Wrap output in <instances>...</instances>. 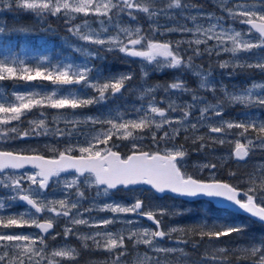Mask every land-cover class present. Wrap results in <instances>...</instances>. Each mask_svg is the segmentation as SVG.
<instances>
[{
	"label": "snow or ice",
	"instance_id": "1",
	"mask_svg": "<svg viewBox=\"0 0 264 264\" xmlns=\"http://www.w3.org/2000/svg\"><path fill=\"white\" fill-rule=\"evenodd\" d=\"M0 3L7 9L15 6L37 15L64 18L73 36L85 45L97 46L95 51L83 46L75 48L86 59L98 57L104 51L119 52L146 62L141 68L145 78L141 98L146 100L147 105L135 109L137 116L134 119H124L122 115L115 118L83 116L76 110L123 94L128 82L134 78L133 73L104 76L87 62L58 64L49 69L31 67L24 60L17 61L15 58L10 62L6 58L0 59V81H48L58 89L79 86L81 91L91 89L97 94L85 96L69 92L64 95L58 94L56 90L13 91L11 95L14 100L9 101L4 97V102H0V141L48 135L45 118L28 121L27 129L13 125V122L23 123L22 118L33 109L40 110L41 117H45L44 109L57 110L58 115L53 120L72 126L68 132L56 129L55 134L62 137L72 136L73 131L81 125H101L99 130L95 127L90 130L82 145L68 144L63 150L48 148L54 153L50 157L37 149L0 148V187L13 193L0 199V210L11 206L10 203L6 205L5 200L23 202L28 206L22 212L0 215V264H61L65 260L76 261L81 249L106 253L107 257L100 264H233V259L235 264H264V238L249 237L246 244L232 247L212 243L222 238L231 240L234 234L242 238L247 231L243 224L213 222L165 229L158 217L169 214V211L165 208L145 210L144 202L139 198L129 205L115 201L98 205L93 198L90 206H83V202L88 199V189H94L96 197H108L121 187L127 189L130 186L147 185L160 194L172 193L190 198L202 196L218 202L226 201L227 206L264 224V164L232 182L216 177V163H203L199 169L210 170V178L203 179L185 170L184 162L189 149L183 143H175L183 135L185 141L190 140L192 145H198L192 149L196 152L228 143L232 145L229 158L246 163L254 149H264V120L257 122L247 117L236 121L224 120V107L228 103L264 109V83L254 82L251 87L238 93L222 87L220 91L225 99L217 100L216 103H209L205 97L198 95V89L188 88L180 79L162 86L147 84V65H152L153 71L190 70L194 67V58L203 55L201 45L205 46L204 52L208 55L213 52L217 56L221 53L231 54L230 60L219 62L218 66L222 69H258L264 72V0H217V9L226 16L199 10L197 15L189 14L187 17L184 16L185 11L197 5L186 0H0ZM141 16L149 22L147 30L140 24ZM162 16L168 20L180 16L194 22L199 16L209 23L207 27L196 23L189 28L177 22L176 26L165 27L158 23ZM125 18L135 23L126 24ZM78 19L80 22L76 23ZM225 19L246 27L240 30L231 25L225 27ZM97 22L98 29L92 26ZM3 31L0 28V32ZM172 32L190 33L195 38L175 44L154 38L157 34ZM210 41L214 43L210 45ZM184 43H187V51L191 55L181 51ZM195 75L200 77L199 89L215 94L217 89L209 82L210 71H197ZM158 90L166 94L191 93L192 102L178 104L169 99L167 106H163L164 99L157 101L154 95ZM61 110L72 111L65 114ZM195 111L199 112L198 117L194 116ZM172 113H179V116L173 117ZM214 117L221 119L213 122ZM193 119L195 122H192ZM201 128L207 131L201 134ZM233 129L240 131L234 133ZM229 136L239 138L230 140ZM146 137L151 139L155 150H146L139 143ZM117 140L129 142L127 153L119 151ZM162 142L165 145L163 148ZM28 167L33 171H20ZM62 173L74 175L61 182L59 178ZM228 175L235 178L237 173L229 171ZM49 191H61L64 195L61 198H49ZM93 211L110 212L113 216L100 219L85 216ZM118 214L146 217L154 227H137L133 220H124L122 223L131 227L119 231L109 230V226L117 222L115 217ZM59 218L65 220L62 233L64 240L74 236L80 241L79 249L68 243L49 248L48 238L56 240L61 235L53 231ZM81 226L95 230L81 232ZM24 228H35L39 232L13 231ZM174 234L175 243L185 247L161 246L160 241L172 239ZM205 239L209 242L211 253L206 251L193 260L186 247L191 244L195 252ZM140 246H144L143 253L137 251ZM149 251L162 253L163 258L149 255Z\"/></svg>",
	"mask_w": 264,
	"mask_h": 264
},
{
	"label": "rangeland",
	"instance_id": "2",
	"mask_svg": "<svg viewBox=\"0 0 264 264\" xmlns=\"http://www.w3.org/2000/svg\"><path fill=\"white\" fill-rule=\"evenodd\" d=\"M187 1V0H186ZM201 4H197L196 8L188 9L185 11L184 16L187 17L189 14L197 15L199 10H202L205 13H212L214 15H225L221 13L217 7L216 3L217 0H201ZM204 4H207L208 7H205ZM23 15L26 14L27 16L31 17L33 22L37 24L39 27L38 33H36L34 38H28L30 35L25 37L22 35L18 40L16 38H7L4 37L3 32H0V59H7L9 62L15 58L17 61L24 60L26 64L31 67L41 66L47 67L51 69L55 65H62L64 63H76L82 64L87 62L89 66H94L96 69L100 70L104 76L109 75H117L120 73H112L111 68H109V72L102 68V67H110L113 63L111 55H116L117 57L123 62H130V65H133L134 68L131 71L134 75L133 80L128 82L127 90L123 92V94H117L116 96H110L107 101L101 102L99 104H94L92 106L78 109L76 112L83 116H96L100 118H115L118 115H122L124 119H134L137 116L135 109L140 108L142 105L145 107L146 100L141 98V88L145 86V78L141 72V68L146 65V62L142 61L139 58L129 59V57L125 56L119 52H104L101 51L98 57H91L85 58L81 53L76 52L75 48L83 46L89 50L95 51L97 46L95 45H85L83 41H79L75 36H73L68 31V25L65 23L64 18L62 17H54L48 14L37 15L33 12L24 11L22 9H18L13 6L12 9H7L0 3V28L5 29V15ZM141 19L143 17L141 16ZM144 20V19H143ZM80 20L78 19L76 23H79ZM91 22V19H90ZM126 24H134L135 22L131 21L130 19L125 18L124 21ZM147 22V21H146ZM177 22L181 25H186L189 28L195 26L196 23L203 24L205 27L208 25V21L200 18L194 22L191 19L181 18L177 16L174 20H168L163 16L158 19V23L165 27H173L176 26ZM213 23L215 21H212ZM147 26H143L148 28ZM225 27L231 25L232 27L240 30L246 26L240 25L238 23H233L231 20L225 19L223 21ZM92 26L94 28H99V23H93ZM44 27V28H43ZM163 30V29H162ZM34 33V31H33ZM24 34V33H23ZM159 35V34H157ZM157 35L154 37L156 39ZM160 37L164 38V41H171L175 44L177 41H188L194 39L195 37L190 33H181V32H172V33H165L164 35H159ZM4 37V38H3ZM27 38V39H26ZM54 38H57L54 40ZM53 39V40H52ZM214 41H210L209 44H213ZM184 46L187 43L182 44ZM195 47V45H193ZM201 51L203 55L200 57L194 58V67L192 69H185L188 71V74L191 75V85L188 87L190 89H198V95L205 97L209 103H216L217 100H223L224 94L220 89L226 88L229 92H239L244 88L251 87L252 83H264V72H261L258 69H250L254 72L253 75L248 74V70H236L233 71L232 68H220L219 62L230 60L231 54L228 53H221L217 56L214 52L212 55H208L207 52H204V45H201ZM190 55L191 52L189 51ZM243 55V54H242ZM251 62V61H250ZM102 66V67H101ZM113 66V65H112ZM147 69L149 72V76L147 78V84L152 85L149 83L148 79L152 75H161L164 72L170 76V82L177 80L180 78L181 69H164L163 71H153L152 65H147ZM137 71V73L135 72ZM200 71L203 73L211 72L209 76V82L215 85L217 91L213 94L211 91H206L204 89H199L200 77L195 75V72ZM127 73V72H124ZM95 75V72L93 73ZM155 86V85H153ZM56 90L58 94L67 95L69 92L78 94V95H85V96H95L97 95L91 89H86L81 91L79 86H72L70 88L58 89L55 86L51 85L48 81H33V82H24V81H0V102H4V97H7L9 101L14 100L11 93L13 91L17 92H27V91H41V92H51ZM259 91V90H257ZM156 96L157 101H160L162 98L164 99V105L167 106L169 99L175 100L178 104H182L184 102H192L191 101V93H181L176 94L173 93H164L162 90H158L154 93ZM45 117H41L40 110L33 109L31 113H28L27 116L23 119V123L13 122V125L19 126L22 129H27L29 127L28 121L34 119L45 118L46 123L49 128L48 135H41V136H30L21 140H8V141H0V148H6L9 150H21V149H37L40 151L41 154L50 155L51 151L48 148L55 147L59 150H63L68 144H72L74 146H79L84 144L87 134L90 130L95 127L97 130L101 128V125H81L78 130L73 131L72 136H59L55 134L57 128L63 129L65 132L71 130V125H65L63 121L55 122L53 117L58 115V111L54 109H44ZM65 114H70L72 110H61ZM173 117L179 116V113H172ZM194 116L198 117L199 112L195 111ZM255 119L257 122L264 120V109L259 107H251L245 108L243 105H232V104H225L224 107V116L222 119L224 120H243L245 118ZM221 118L214 117L213 122H216ZM195 122V119L192 120ZM107 127V125H104ZM207 131L206 128H201L200 133L203 134ZM240 130L233 129L232 132H238ZM239 137L237 136H229L228 139L234 140ZM115 139V138H114ZM117 144L120 145L119 149L126 150V152L130 149V144L128 141H116ZM146 150L152 149L155 150V145L152 143L151 139L146 137L143 141H139ZM176 144L183 143L185 147L189 149V155L186 157L184 162L185 170L188 171L190 174L196 175L203 179L210 178V170H203L199 169V165L203 163H216L218 168L215 170L216 177L218 179L226 178L228 176L229 171H235L237 176L234 178V182L238 181L240 178L246 176V174L253 172L258 166L264 164V157H257L264 152V149H254L251 156L248 158L247 162L236 163L233 161L234 159L229 158V153L232 149V145L226 143L224 145H215L212 148H206L203 152H196L192 151L194 147H198V145H192L191 141H185L183 135L178 137L175 141ZM47 146V147H46ZM165 145L163 142L161 143V148ZM171 146V145H169ZM78 154V153H76ZM54 155V154H51ZM235 162V163H232ZM232 164V166L229 165ZM228 164V165H227ZM72 175H65L61 174L59 178L61 182L65 179H71ZM55 179V178H54ZM26 183V182H25ZM53 187H56L53 184ZM49 198H61L63 197L64 193L61 191H49L48 193ZM88 199L83 202L84 207L90 206L92 203L93 198H95V203L98 205H102L104 203H111V202H119L125 205H129L135 202L137 198L141 199L144 202L145 210L149 209H156V208H165L169 211V214L158 217L162 221V226L167 229L171 226H185L191 227V225H187L185 221L182 219H178L180 215L185 214L187 212L192 211L191 206L188 203L181 202V199L170 200H159L153 196L151 193H144L142 190H114L110 196L105 197L103 195L96 197V192L94 189H88L87 192ZM13 195L10 190H6L0 187V199L5 198L7 196ZM14 204V202L7 201L6 204ZM207 206L206 203L200 202L198 205L194 206L193 212L198 210H206ZM172 213H177L173 215ZM14 214V213H10ZM0 215H9L4 213V209L0 210ZM86 217H94L96 219L100 218H110L113 216L110 212H99L93 211L92 213H86ZM116 223L109 226V230L112 231H119L125 229L126 227H131V225H125L122 223L124 220H133L136 223L137 227H150L147 224H144L137 218L135 215H121L118 214L116 217ZM178 219V220H177ZM213 222L217 223H225V224H244L242 220L229 221V217L226 213H215L211 215V219L209 220L208 224H212ZM248 223V222H247ZM65 226L64 218H59L58 223L55 226L54 233H61L60 236L57 237L56 240H52L50 237L48 238V245L49 248H56L60 247L65 243H68L70 246L75 248H80V241H78L74 236L68 238L67 241L63 238V229ZM95 229H88L86 227L81 226V232H89L94 231ZM103 231L104 229H99ZM17 232H24V233H38L36 229L32 228H24ZM234 236H236L234 234ZM257 238H264V235L258 236ZM234 239V238H233ZM244 236L236 242H231L229 244L221 243L213 241L212 243L216 244L217 246L223 247H232L234 245H244L247 243V240H243ZM222 240V239H221ZM207 243L206 247L209 249V242L206 240ZM76 243V244H75ZM161 246L164 247H185L184 245L180 244L177 245L175 243V234L172 239H165L160 241ZM191 245V244H190ZM129 247L131 248V244L129 243ZM186 249L193 250L192 245L187 246ZM144 246H140L137 251L140 253L144 252ZM83 251L82 256L84 257L85 264H100L103 261L107 254L104 252H89L81 249ZM212 251V250H211ZM211 251L209 253H211ZM86 252V253H85ZM81 254L79 257H81ZM149 255L156 256L159 255L163 258V254L152 253L149 251ZM78 257V259H79ZM171 259V257H169ZM78 259L76 260L78 262ZM193 259V258H192ZM195 260V259H193ZM76 261H62L61 264H75ZM233 264H235V260L233 259Z\"/></svg>",
	"mask_w": 264,
	"mask_h": 264
},
{
	"label": "trees",
	"instance_id": "3",
	"mask_svg": "<svg viewBox=\"0 0 264 264\" xmlns=\"http://www.w3.org/2000/svg\"><path fill=\"white\" fill-rule=\"evenodd\" d=\"M186 2L201 4L200 3L201 0H187ZM204 6L208 7L207 4H204ZM143 22H145V20L140 19V24L145 25ZM38 28L39 27L37 26V24H35L33 22L32 18L27 16L26 14L18 15V16L8 14V15H5V29L3 31V35H5L4 37H7V38H13L14 37L17 40L22 35H24L25 37H27V35H30L28 38L32 39L35 37L34 35L36 33H38V31H39ZM145 30H147L146 27H145ZM33 31H34V33H33ZM56 39L57 38H54V40H56ZM156 39H157V37H156ZM111 56L114 57V58H111L113 60V63H111L113 66L112 65L110 67H102L101 66L102 68L106 69L108 72L110 71L109 68L112 69L111 70L112 73H124V72L131 71L134 68L133 65H130L131 64L130 62L121 61L117 57V54L116 55L112 54ZM135 72L137 73L136 70H135ZM248 74L254 76V72H252L251 70H248ZM169 81H171L170 76H168L167 74L166 75L164 74V75L159 76V77L156 75H152L149 78V82L152 85H161L162 86L166 83H169ZM120 151H121V153H127L126 150L120 149ZM46 155H47V153H46ZM257 157H264V152H261V154L258 155ZM232 163H234V162L232 161ZM229 165L232 166L231 163H229ZM222 179L223 180H230V181L234 182L233 177H231V178L226 177V178H222ZM162 200H167L169 202L171 199L170 198H162ZM180 201L184 202L182 200H180ZM188 204L192 207L191 208L192 211L187 212L185 214H182L178 218V219H182V221H185L187 223V225L195 226V225L202 224V223H208L209 220L211 219L212 214L219 213V211L214 209L211 205L207 206L206 210L200 209L196 212H193V211H195V210H193L194 206L198 205V203L195 202V203H188ZM237 218H239V217H236L235 219L234 218L231 219L229 217V221H231V220L236 221ZM242 221L244 223L243 225H246V227H247V231L244 233V239L243 240H248L249 237H258V236L264 235V226H262L258 223H254V222L250 223L244 218L242 219ZM238 239H240V238L233 235L231 240L229 238H222L221 241H222V243L229 244L231 242H236V240H238ZM221 241H219V242L221 243ZM205 243H207L206 239L204 241H201L199 249L195 252L193 250H190V249H186V250L192 254L193 259H197L199 255H202L206 251L210 252L212 250L211 247L208 249L206 247ZM189 246H191V245L189 244ZM81 253L83 254V251H81ZM82 254H81V257H79L78 262L76 261L75 264H85L84 263V257L82 256Z\"/></svg>",
	"mask_w": 264,
	"mask_h": 264
},
{
	"label": "water",
	"instance_id": "4",
	"mask_svg": "<svg viewBox=\"0 0 264 264\" xmlns=\"http://www.w3.org/2000/svg\"><path fill=\"white\" fill-rule=\"evenodd\" d=\"M26 169H31L30 167L26 168ZM25 169V170H26ZM22 171V170H20ZM67 174H74V173H67ZM122 188V187H121ZM125 189V188H123ZM129 189H144V190H148V191H152L157 197H163V196H171L172 198H177V197H180V196H177L175 194H172V193H164V194H160V193H156L153 189L150 188V186H147V185H135V186H130L129 188H127L126 190H129ZM182 197V196H181ZM183 199L187 200V201H196V200H206L208 202H211L213 204L214 207L216 208H219V209H224V210H228L230 212H233V213H236V214H240L242 216H245L249 219H251L252 221H254L252 218L248 217L246 214L242 213V212H238L234 207H229L227 206L228 205V202L226 201H217L215 199H212V198H207V197H194V198H190V197H182ZM21 205H24V206H27L25 205L23 202H20ZM34 211V210H33ZM138 218H140L141 220L145 221L147 224L151 225L154 227V225L152 224L151 221H148L146 219V217H143V216H137ZM255 222V221H254ZM258 223V222H257ZM264 225V224H262ZM38 230V229H37ZM39 232V230H38Z\"/></svg>",
	"mask_w": 264,
	"mask_h": 264
},
{
	"label": "flooded vegetation",
	"instance_id": "5",
	"mask_svg": "<svg viewBox=\"0 0 264 264\" xmlns=\"http://www.w3.org/2000/svg\"><path fill=\"white\" fill-rule=\"evenodd\" d=\"M163 40V39H162ZM164 41V40H163ZM188 50V45H186V46H184V45H181V51L182 52H184V51H187ZM187 54L188 55H190V53H189V51H187ZM129 59H135V58H131V57H129ZM166 75L167 74V72H164V73H162L161 75H157V74H155L156 76H162V75ZM168 75V74H167ZM179 75H181L180 76V80H183L185 83H186V85H187V87H189L190 85H191V75L190 74H188V71L186 70V72H185V69H181V74H179ZM169 76V75H168ZM151 77V76H150ZM149 77V78H150ZM149 80V79H148ZM176 94L178 95V94H181L180 92H176ZM23 171H33V170H23ZM25 186H27V182L25 183ZM5 203H7V200H5L4 201ZM7 205V204H6ZM27 207L26 206H24V205H21L20 204V202H14V204H12L10 207H6L5 209H4V213L5 214H10V213H18V212H22V211H25V209H26ZM32 229H35V228H32ZM21 229H14L13 231H20Z\"/></svg>",
	"mask_w": 264,
	"mask_h": 264
}]
</instances>
